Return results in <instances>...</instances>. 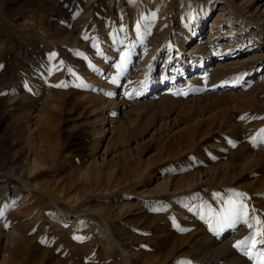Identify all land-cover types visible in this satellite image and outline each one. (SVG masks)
I'll return each instance as SVG.
<instances>
[{
  "label": "rangeland",
  "instance_id": "obj_1",
  "mask_svg": "<svg viewBox=\"0 0 264 264\" xmlns=\"http://www.w3.org/2000/svg\"><path fill=\"white\" fill-rule=\"evenodd\" d=\"M261 240L264 0H0V264H264Z\"/></svg>",
  "mask_w": 264,
  "mask_h": 264
},
{
  "label": "snow or ice",
  "instance_id": "obj_2",
  "mask_svg": "<svg viewBox=\"0 0 264 264\" xmlns=\"http://www.w3.org/2000/svg\"><path fill=\"white\" fill-rule=\"evenodd\" d=\"M229 203L231 204V202H229ZM244 209H245V206L243 204H241L239 207H236V206L230 207L229 211L232 213L233 216L239 217L241 215V213L244 211ZM250 227H251V225H250ZM254 235L255 234H253V236L246 238L245 241L242 243H244L245 245L251 244L253 239H254ZM75 238L79 239L78 237H75ZM260 244L264 245V240H261ZM239 246H240V244L237 245V247H239ZM252 246L255 247L254 244ZM258 251H261L262 253H264V248H260V249H258Z\"/></svg>",
  "mask_w": 264,
  "mask_h": 264
}]
</instances>
